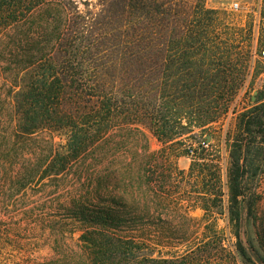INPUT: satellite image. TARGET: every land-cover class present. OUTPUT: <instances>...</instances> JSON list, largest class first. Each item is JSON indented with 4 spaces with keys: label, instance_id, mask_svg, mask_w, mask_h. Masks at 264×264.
<instances>
[{
    "label": "trees",
    "instance_id": "trees-1",
    "mask_svg": "<svg viewBox=\"0 0 264 264\" xmlns=\"http://www.w3.org/2000/svg\"><path fill=\"white\" fill-rule=\"evenodd\" d=\"M145 1L124 0L134 13L121 19L82 14L66 0H0V75L9 85L3 116L9 124H0V210L20 203L28 190L64 192L66 222L51 220L50 235L68 256L58 264H169L160 253L145 255L151 244L153 251L161 245L163 233L176 234L171 246L186 250L197 240L190 236L200 223L188 217L194 207L176 198L168 149L236 113L231 107L245 66L236 68L231 34L200 25L171 35L180 49L174 45V52L172 44L163 81L158 47L149 43L159 32L141 27ZM251 41L249 30L240 40L244 51L235 54L243 65L251 59ZM236 120L226 140L227 213L237 240L227 264L237 258L254 264L238 228L245 178L264 167L254 155L264 139V84ZM148 134L161 149L150 150ZM194 173L198 182L203 174L213 182L195 191L207 216L220 197L219 177L206 164H192L187 175ZM29 212L23 215L32 231ZM173 215L183 221L163 220Z\"/></svg>",
    "mask_w": 264,
    "mask_h": 264
},
{
    "label": "rangeland",
    "instance_id": "rangeland-1",
    "mask_svg": "<svg viewBox=\"0 0 264 264\" xmlns=\"http://www.w3.org/2000/svg\"><path fill=\"white\" fill-rule=\"evenodd\" d=\"M71 3L72 7H78L82 14L96 12L101 15L113 14L125 19L127 12L130 15L134 13V10L124 8V0H66L67 7ZM233 3L239 5L237 10L230 7ZM159 4L161 6L158 9ZM207 11L216 13L207 14ZM142 14L141 27L143 30L159 32L157 40H150L149 43L156 44L158 47L162 61L160 70L163 81L167 73L166 56L170 54L172 44L176 45L177 49L179 47V39L174 43L171 42L170 37L173 33L179 36L181 32L196 29L200 25H209L208 30L211 32L214 29L217 34L229 33L235 39V42H230V45L234 46L233 59L237 60L238 57L235 54L241 55L245 49L242 48L240 40L249 30H252L250 61L247 65L239 63L241 60L234 61L238 64L236 65L238 69L241 68L239 64L245 66L240 73V78L243 80L242 86L237 91L231 107H235L236 113L229 112L211 124L205 132L196 131L182 144L168 149L170 163L177 169L172 178L176 187V198L182 207L189 205L194 207L188 213V217L200 223L199 231L190 236L191 239L197 238L191 247L193 250H186L184 246L172 247L170 243L172 241L169 238H175L176 234L163 233L161 245L153 251L155 246L151 244L145 253L146 257L151 255L153 258H157L160 253L163 260H171L172 263L169 264H190V262L193 264H227L229 253H233L237 240L232 234L227 213L226 168L229 161V143L226 140L231 139L234 134L237 114L250 106L251 101L264 84V59L260 56L264 48V0H146ZM2 77L0 75V112L2 115L0 124L6 125L9 121L3 116L6 115L8 109L5 96H7L9 85L4 86ZM148 137L150 150L161 149L162 144L156 138L150 134ZM204 140L207 145H202ZM54 142L59 144L62 139L55 136ZM258 146L259 149L254 153L257 159L256 164L263 165L264 139ZM192 164H206L219 177L216 187H218L220 197L217 198L214 207L210 208L211 213L207 216H203L204 212L200 208L204 200L199 199V194L195 191L201 194L213 182L208 181L206 174H203V183L198 182L200 179H196V173L189 177L187 174ZM196 169L195 166V171ZM179 171H182L184 175H181ZM204 183H208L207 188L203 187ZM53 191H55L54 187L48 188L45 193L28 190L20 203L9 206L6 210H0V223L3 229L0 264H58L59 261L66 260L68 256L64 244L54 242V236L50 235V232L54 227L51 220L66 222L68 213L64 207L67 199L62 197L64 192L51 193ZM244 192L245 199L242 202L243 210L238 228L240 245L254 264H264V167L255 177L249 174L245 178ZM24 211H30L29 215L34 220L32 231H28L26 224L30 222V219H26L27 216L23 215ZM45 220L50 222L47 224ZM163 220L174 224L183 221L178 215L163 216ZM79 235V231L74 232L72 240L75 241ZM195 246L198 249H194ZM174 251L176 252L172 254ZM236 264H245V262L237 258Z\"/></svg>",
    "mask_w": 264,
    "mask_h": 264
},
{
    "label": "built area",
    "instance_id": "built-area-1",
    "mask_svg": "<svg viewBox=\"0 0 264 264\" xmlns=\"http://www.w3.org/2000/svg\"><path fill=\"white\" fill-rule=\"evenodd\" d=\"M233 10H237L238 8H239V5L237 4V3H233V4H231V6H230ZM260 56L264 59V48L261 50V52H260ZM202 145H207V143L206 144H203L202 143Z\"/></svg>",
    "mask_w": 264,
    "mask_h": 264
}]
</instances>
